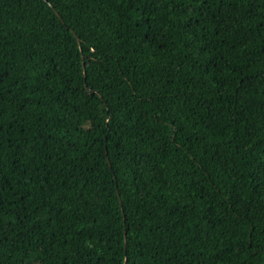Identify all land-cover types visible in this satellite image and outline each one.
I'll use <instances>...</instances> for the list:
<instances>
[{"label":"trees","instance_id":"trees-1","mask_svg":"<svg viewBox=\"0 0 264 264\" xmlns=\"http://www.w3.org/2000/svg\"><path fill=\"white\" fill-rule=\"evenodd\" d=\"M189 2L0 0V264H264V0Z\"/></svg>","mask_w":264,"mask_h":264},{"label":"snow or ice","instance_id":"snow-or-ice-1","mask_svg":"<svg viewBox=\"0 0 264 264\" xmlns=\"http://www.w3.org/2000/svg\"><path fill=\"white\" fill-rule=\"evenodd\" d=\"M178 7H179V5H178ZM197 7H198V6H197ZM187 8H188V11L191 12V13H193V14H195L196 11H197V8L192 7L191 0H190L189 4L187 5ZM190 18H191V17H190ZM189 27H191V25H189ZM13 171H14V170H13ZM3 203H4V201H0V207H2V204H3ZM5 215H6V213H5ZM5 238H6V232H5Z\"/></svg>","mask_w":264,"mask_h":264},{"label":"water","instance_id":"water-1","mask_svg":"<svg viewBox=\"0 0 264 264\" xmlns=\"http://www.w3.org/2000/svg\"><path fill=\"white\" fill-rule=\"evenodd\" d=\"M125 238V237H124ZM126 245L125 241H124V246Z\"/></svg>","mask_w":264,"mask_h":264}]
</instances>
